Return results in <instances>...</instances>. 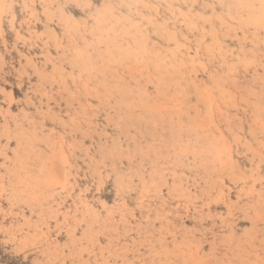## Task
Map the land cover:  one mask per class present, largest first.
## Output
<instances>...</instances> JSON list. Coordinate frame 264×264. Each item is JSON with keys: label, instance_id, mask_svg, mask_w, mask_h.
<instances>
[{"label": "rangeland", "instance_id": "1", "mask_svg": "<svg viewBox=\"0 0 264 264\" xmlns=\"http://www.w3.org/2000/svg\"><path fill=\"white\" fill-rule=\"evenodd\" d=\"M0 264H264V0H0Z\"/></svg>", "mask_w": 264, "mask_h": 264}]
</instances>
